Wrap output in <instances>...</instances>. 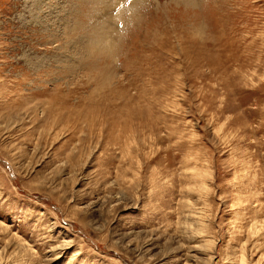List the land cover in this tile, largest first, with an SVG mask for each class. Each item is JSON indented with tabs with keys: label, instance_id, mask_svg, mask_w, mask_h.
I'll return each instance as SVG.
<instances>
[{
	"label": "rangeland",
	"instance_id": "obj_1",
	"mask_svg": "<svg viewBox=\"0 0 264 264\" xmlns=\"http://www.w3.org/2000/svg\"><path fill=\"white\" fill-rule=\"evenodd\" d=\"M0 264H264V0H0Z\"/></svg>",
	"mask_w": 264,
	"mask_h": 264
}]
</instances>
